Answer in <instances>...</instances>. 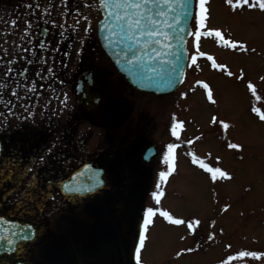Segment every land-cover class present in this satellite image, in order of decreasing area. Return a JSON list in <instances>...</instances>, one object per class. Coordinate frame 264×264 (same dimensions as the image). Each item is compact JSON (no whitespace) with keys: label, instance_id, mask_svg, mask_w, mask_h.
I'll return each instance as SVG.
<instances>
[{"label":"flooded vegetation","instance_id":"af4514ba","mask_svg":"<svg viewBox=\"0 0 264 264\" xmlns=\"http://www.w3.org/2000/svg\"><path fill=\"white\" fill-rule=\"evenodd\" d=\"M37 3L40 8L33 15L32 9L25 5ZM93 6V2L87 0H0V25H6L4 29L0 27V43L7 40L5 46L9 54L18 53L22 57L9 65L15 69V75L0 76V79L19 84L35 83L41 94H29L34 103L38 102L32 117H27L19 104L13 109L16 116L9 115L0 105V112L4 113V117H0V216L4 217L0 236L13 238L12 233H19L25 224H31L34 230L31 239H17L13 251L8 250L6 239H0V264H59L58 260L96 264L80 251L87 246L91 233L115 213L123 220L122 234L133 241L129 264H138L136 247L146 208L143 203L146 195L154 199L153 192L147 194L152 178L160 177L161 168L167 170L164 153L173 142L168 128L171 121L166 122V134L161 126L154 127V116L122 112L113 92H119L125 80L103 64L89 45L88 38L93 32L98 42L96 23L99 18L92 21ZM45 8L49 11L45 12ZM96 8L99 13L97 2ZM12 19H17V25L9 32L6 21ZM25 20L32 21L31 45L22 31ZM76 21L79 27L74 31L66 27ZM84 25L90 26V30L85 32ZM28 48L32 51H21ZM29 60L32 63H28ZM49 67L52 73L47 72ZM21 72L23 76L19 75ZM45 74L47 78L41 79ZM79 83L83 88L81 92ZM40 84L44 87H39ZM49 85L61 95L65 91L70 95V107L61 115L52 114L53 108L59 110L56 100L44 108L51 97ZM0 94L5 99H13L10 89L0 90ZM95 96L98 101L92 106ZM24 102L27 103V97ZM131 124L140 128H129ZM53 142L55 148L46 157V163L33 165V160H38ZM148 150L152 151L150 156L146 155ZM86 164L91 167L84 168ZM25 166L32 167L36 173L34 186L29 187L32 173L24 172ZM18 172L24 174L18 176ZM97 172L103 183L89 191ZM69 182L82 191H65L63 186ZM26 187L30 197L21 195ZM125 190L134 192L127 195ZM53 196L55 199L51 198ZM158 219L163 217L157 214L154 221ZM5 228L7 233L3 231ZM146 236L145 245L149 230Z\"/></svg>","mask_w":264,"mask_h":264},{"label":"rangeland","instance_id":"374dc122","mask_svg":"<svg viewBox=\"0 0 264 264\" xmlns=\"http://www.w3.org/2000/svg\"><path fill=\"white\" fill-rule=\"evenodd\" d=\"M87 1L95 5L92 18L95 22L100 18L96 12L97 0ZM206 7V27L220 28L226 37L247 44L249 51L221 46L215 37L205 36L200 38V51L212 55L236 74L243 69L245 76L242 80L213 69L206 57H198V67L192 65L191 55L196 51V42L190 35L184 81L173 93L163 96L138 93L126 82L119 86V92L114 94L111 91L113 98L119 99L122 112L152 115L154 127L161 126L166 134V122L172 124L173 113L178 120L185 122L183 129H179V137L171 135L172 143L177 145L174 149L176 170L165 181L160 177L152 178L148 185L147 194L157 191L156 185L160 184L164 191L160 203L156 206L153 204L155 200L146 195L143 204L145 207L153 204L177 218H198L201 224L192 231L186 225L177 226L165 222L164 218L158 219L154 226L151 225L148 242L141 249V259L147 264H217L218 260L234 255L236 251L264 252V121L251 111L252 107L264 110V81L259 79L264 76V10L244 5L234 9L226 0H208ZM198 10L199 0H195L192 32L197 28L195 15ZM3 26L6 25H0L2 29ZM72 26L68 24L66 27L74 31ZM88 40L94 55L115 73L116 69L96 41L94 32ZM196 80L209 84L216 103L207 100L206 90L197 85ZM249 80L257 85L260 100L247 89ZM213 115L227 122L229 128L223 129L218 123H212ZM135 125L131 124L129 128H137ZM188 140L193 142L188 144ZM229 141L241 143L242 149H229ZM191 154L229 171L232 178L212 181L209 173L192 163ZM217 156L221 158L219 161L215 159ZM163 170L161 168L160 172ZM132 192L134 190H125L127 195ZM224 204L229 208L222 210ZM209 232L215 233L212 241L207 239ZM182 236L183 240L180 239ZM181 248H192L193 251L177 257L175 253ZM228 264H264V257L236 258Z\"/></svg>","mask_w":264,"mask_h":264},{"label":"snow or ice","instance_id":"6c2138e0","mask_svg":"<svg viewBox=\"0 0 264 264\" xmlns=\"http://www.w3.org/2000/svg\"><path fill=\"white\" fill-rule=\"evenodd\" d=\"M208 0H199V10L195 15V20L197 23V28L194 32H190L189 35L195 37L196 42V51L191 55V62L192 65L197 66L198 57H207L209 61H211V67L216 70H222L226 72L228 77H234L236 80H242L245 76V72L243 69H240L239 73L236 74L231 70H228L226 64L218 63L217 60L208 53L204 51H200V38L201 36L205 37H215L216 43L222 44L223 46L231 49H242L243 51H249L247 44L226 37L225 32H223L220 28H207L206 27V20H207V13L208 9L206 7ZM99 5L105 10L104 15V22L100 24V28L105 32V42L106 44H111L114 42V38L120 36L121 34L125 36L128 40H135L137 44L141 43L142 37H147V40L144 43V47L147 48L150 43L156 44H163L165 48H171L172 45L168 44L167 41L173 39L172 32L175 31L179 33L183 30L182 19L186 18L189 15V5L190 0H98ZM226 3L230 5L232 8H238L239 6H247L248 8H255L258 7L261 10H264V0H226ZM26 8L32 9V14L35 15V10L40 8V5L37 3L34 6L32 4L25 5ZM51 7V5H49ZM45 12H48L49 9L45 8ZM79 14V9L76 10ZM43 19V16L40 17ZM81 19H87L84 16H81ZM171 20V22H169ZM25 27L23 28V33L26 34L28 38L27 42L29 45L32 44L31 37V26L32 21L25 20ZM46 23L55 24L56 21H46ZM6 24L9 26L8 31L11 32L12 28L17 25V19H12L10 21H6ZM79 26V21H76L75 24L72 26L73 30ZM61 28L64 25L60 26ZM167 29L168 31H166ZM203 29V31H202ZM90 30V26H86L84 31L87 32ZM179 40H182V36L176 37ZM7 45V40H4L3 43H0V66H3V71H0V76L8 77L10 74L15 75V69L13 67H9L12 65L14 60L21 59L22 57L19 56L18 53L9 54L8 48L5 46ZM43 47H47V45H42ZM16 47H20L16 45ZM21 51H28L31 52L32 49L28 48L27 50L21 49ZM254 51V49L252 50ZM153 52H155L156 56L162 55L161 52L156 51L153 48ZM5 55H10L11 58L5 59ZM127 56V53H124ZM147 55V53H146ZM152 59L151 56L148 57ZM43 60V57H41ZM137 57L135 55L132 56L131 59L127 60L128 63H133ZM28 63H32L31 60ZM48 73H52V68L49 67L47 70ZM19 75L23 76L24 73L21 72ZM37 75H40L37 73ZM47 75L41 76V79H46ZM259 79L264 81V76H260ZM195 83L197 85H202L203 88L206 90L207 93V100L211 101L212 103H216L213 90L209 86V84L205 83L203 80H196ZM39 87L43 88L44 85L40 84ZM51 90V97L48 101H46L44 108H47L53 100L58 101L59 103V110L53 108L52 114L53 115H61L63 114L65 109L70 107L69 99L70 95L68 92L61 93L57 92L55 88H52L51 85L48 86ZM247 89H249L253 96L257 100L261 99L260 95H257V85L253 83L251 80L247 82L246 85ZM10 89V96L13 99H5L3 94H0V105H3L4 109L8 112L9 115L16 116L17 113L13 111L17 104L27 113V117H32L34 115V110L37 106V103H34L31 99L30 93H34L36 96H40L41 94L37 91V86L35 83L29 84H19L16 81H7L4 79H0V90L3 92H7ZM181 95H186L185 93H181ZM25 97H27V103H25ZM31 109V110H30ZM252 112L257 113L259 120L264 121V110L258 107H252ZM43 114V113H42ZM0 117H4V113L0 112ZM23 118V117H18ZM6 119V118H5ZM172 124H171V135L179 137L180 132L179 129L183 127L184 121L178 120L176 118L175 113L172 114ZM212 123H218L223 129H228L229 124L224 120H218L215 115L211 117ZM193 139H199V137H194ZM193 140H188L186 143L191 144ZM177 145L174 143H169L167 145L168 151L164 153V162L167 166L166 171H161L159 173L161 181H165L166 178L170 175V173L176 170V156L174 153V149H176ZM227 147L229 149H242L241 143H234L229 141L227 143ZM55 148V142L52 143L51 146L45 148L43 150V154L38 156V160H33V165L37 162L40 164L46 163V157L48 154L52 153ZM192 155V163L198 164L199 167L205 170L207 173L210 174V179L212 181H217L218 179H231L232 174L229 171L224 170L221 167H214L204 160L196 156L195 154ZM209 156L211 153L208 154ZM217 161L221 158L219 156L215 157ZM90 165H84V168H90ZM24 172H31L32 179L29 180V187L34 186L36 184V173L33 171L32 167L25 166ZM23 172H18V176H22ZM83 173H81L82 175ZM103 181L99 179V174H96V180L92 184L91 188L87 190H92L97 185L102 184ZM71 182L65 184L63 187L65 191L68 192H76L79 193L82 190L79 187L70 186ZM157 191L152 193V197L154 198L156 204L160 203L161 196L164 195L163 189L160 187L158 183L156 185ZM24 197H30L31 193L29 192L28 188H25V191L21 194ZM55 199V197H51ZM23 201H21L22 203ZM229 208L228 204L223 205L222 210H226ZM159 214L161 217L169 221L173 225H186L189 230L195 231L196 228L201 224V220L195 217L191 219H181L177 218L175 215L171 214L169 211H161L159 207L156 206H148L143 210V220L139 231V244L136 247V259L138 264H143L141 261V248L145 246V241L147 239L146 233L149 230V226H154L155 221L154 217ZM4 217L0 216V221H3ZM8 223H12L8 221ZM214 224L215 221H212ZM27 230V231H26ZM5 233L8 232V229L5 228L3 230ZM33 226L31 224H25L20 228V232L12 233L13 238H7L4 236H0V239H6L7 245L9 246L8 250L13 251L16 240H28L31 239L33 234ZM222 231V229H221ZM215 238L214 232H209L207 235V239L212 241ZM181 240L184 237H180ZM226 247L231 248V245H226ZM192 248H181L179 251L175 253L177 257H179L184 252H192ZM242 257H264V252H256V251H236L234 255H228L226 259H220L217 261V264H228L229 261H233L236 258Z\"/></svg>","mask_w":264,"mask_h":264},{"label":"water","instance_id":"95a60500","mask_svg":"<svg viewBox=\"0 0 264 264\" xmlns=\"http://www.w3.org/2000/svg\"><path fill=\"white\" fill-rule=\"evenodd\" d=\"M101 18L97 23V36L106 55L113 62L117 72L139 92H151L155 95L172 93L183 81L187 64L188 50L187 39L191 32L190 21L193 15L194 0H190L189 15L182 19L183 30L179 33L172 32L173 39L167 41L171 48H165L163 44L150 43L147 48L144 43L147 37H142L141 43L128 40L122 34L114 38V42L106 44L105 32L100 28L104 22L105 10L99 5ZM171 22V20H169ZM168 31L167 29H165ZM182 36L179 40L176 37ZM162 53L156 56L153 52ZM127 53V56L124 53ZM147 53V55H146ZM135 55L137 59L133 63L127 60ZM151 56L152 59L148 57ZM84 80H82L83 83ZM81 83V81H80ZM78 91H83L81 84ZM98 97H94L92 106H95ZM148 150L146 155H151ZM122 218L115 213L104 219V221L91 233L87 246L80 251L85 257L93 259L96 264H129L133 241L122 234ZM0 221V226L3 224ZM14 225V224H10ZM1 234V233H0ZM78 252V250H77ZM59 264H72L77 260H58Z\"/></svg>","mask_w":264,"mask_h":264}]
</instances>
